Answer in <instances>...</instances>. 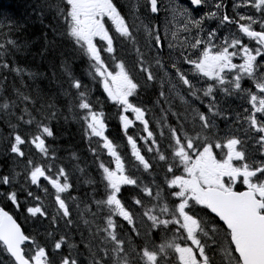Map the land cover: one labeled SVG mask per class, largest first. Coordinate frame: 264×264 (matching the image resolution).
Segmentation results:
<instances>
[{
  "label": "snow or ice",
  "instance_id": "obj_1",
  "mask_svg": "<svg viewBox=\"0 0 264 264\" xmlns=\"http://www.w3.org/2000/svg\"><path fill=\"white\" fill-rule=\"evenodd\" d=\"M189 4L191 7L178 11L187 20L184 31L195 30L196 34L185 38L175 59L171 58L173 45H168L167 65L160 59L163 43L159 29L145 25L147 52L141 51L136 47L135 24L113 0H63V7H58V14L51 19L41 8L34 17L0 24V70L18 75L27 71L15 65L14 58L32 46L34 42L23 34L30 23L38 22L47 29L41 32L45 43L40 54L51 53L57 39L70 41L73 49L88 58L89 75L102 85L105 102L117 108L120 129L130 146L127 158L110 138L104 104L90 97L89 86L66 67L69 91L65 96L82 113L80 120L96 172L87 181L91 193H83L87 197L85 211L92 217L84 223L92 226L99 216L103 225L95 227L102 237L96 251H92L93 241L84 245L92 256L91 264H113V260L114 264H173L169 252L177 264H216L209 253L218 246L217 233L221 230L228 240L227 254H235L234 264H264V151L257 162L246 147L255 143L258 150H264V0L234 3V9H251V14L233 15H229L224 0H219L214 5L216 11L199 18L194 12L205 0H189ZM147 6L151 13H158L160 0H147ZM218 12L217 27L205 30L204 24L216 19ZM106 18L114 32L106 26ZM233 26L235 32L220 35V28ZM125 41L133 44L137 54L131 64L117 52V46L122 47ZM184 65L189 66L188 71L182 70ZM159 70H164L167 82L175 79L194 102L202 105V110L191 109V126L178 116L175 127L153 130L156 125L151 109L142 96L149 85L159 83L158 96L167 101ZM249 81L252 86L245 87ZM201 82L205 86L197 87ZM15 96L0 95V109L6 111L12 129L7 151L23 161V171L0 174V187L6 189L2 195L17 208L21 207L20 195L26 196L27 218L38 228L35 234L26 232L0 207V246L9 264H80L72 253L78 245L70 244L72 238L67 232L60 234L59 229L71 228L79 215L73 213V207H79L74 204L79 197L72 192L77 191L75 172L84 174L85 169L79 167L80 157L75 152L69 150L71 157L66 161L62 150L49 143L56 137L53 121L60 112L59 100L33 97L18 89ZM233 98L247 107L235 117L239 130L228 128L221 135L217 118L233 119L232 109L221 105L234 102ZM137 126L143 134H129ZM30 147L31 152H26ZM102 153L107 154L108 163L101 159ZM138 173L146 174L147 182ZM238 184L243 190H237ZM33 187L51 196L54 212L31 190ZM205 210L208 216L218 218L219 226L201 214ZM0 264H5L4 260L0 259Z\"/></svg>",
  "mask_w": 264,
  "mask_h": 264
},
{
  "label": "trees",
  "instance_id": "obj_2",
  "mask_svg": "<svg viewBox=\"0 0 264 264\" xmlns=\"http://www.w3.org/2000/svg\"><path fill=\"white\" fill-rule=\"evenodd\" d=\"M121 5L124 6L126 4ZM142 6L147 7V4L143 2ZM58 7H63V0H0V24L7 25L21 22L27 17H34L37 14V11L41 8H43L45 15L51 19L54 14H58ZM121 11H124L123 8ZM47 22L48 21L46 20L45 23ZM4 31H7V29L5 28ZM42 31H47V29L38 22L29 24L28 31L23 35L34 43L25 53H16L14 58L15 65H18L27 71L18 75L15 72L6 69L0 70V95L9 96L12 99H15V93L18 89L21 92L33 95V97L37 95L57 97L59 100L58 107L60 112L53 121L56 137L54 141L51 138L49 141L54 144V147L62 150L61 154L63 158L70 159L71 153L69 150L75 152L77 156L80 157L78 162L79 166L87 168V166H90L91 161L86 162L85 159L92 157L89 151V140L86 138V132L80 120V115L82 113H79L74 106V102L65 96V92L69 91L68 75L65 71L66 67L72 75L80 79L84 77V79H90L92 81V87L94 88H91L89 95L93 99H99L101 103L104 104V111L107 113L110 122L109 131L112 138L114 137L113 133H119V139L115 142H119L121 137H123V144H126L125 136L116 122L118 120L116 115L117 108L111 106L110 103L105 102L104 96H102L103 91H96V86L100 88V84L99 81L93 80L89 75L90 62L88 58L79 51L73 49L70 41L57 39L56 47L52 49L51 53L43 56L40 54L45 43L41 38ZM49 38H52L51 35ZM140 49L141 51L147 52V49H145L144 46ZM133 58L136 59V56ZM8 63L13 65V59L9 58ZM28 72H32L34 75L29 76L27 74ZM88 86L90 87V85ZM164 108L167 111L169 110L167 105H165ZM12 123H15V121H12ZM11 131L12 129L8 123L7 113L5 110L0 109V174H8L12 170L22 174V171H19L16 167L22 166L23 161L18 160L14 155H11L6 148ZM123 144L118 143L120 146ZM26 152H31V147L26 149ZM71 159H74L75 161L72 162L73 164L77 163L75 158ZM88 172L89 171H86V174H88ZM86 179L87 175L85 177V180ZM85 182L87 183V181ZM31 190L33 191V188ZM73 192L79 196L81 194L80 186L77 185V191ZM19 199L21 201V207L14 209L13 213L18 216L26 230L23 218L29 221L31 220L27 218V213L24 208L26 196L21 194ZM3 202L4 200L0 198V204ZM10 205L11 203L7 201L6 207L11 208ZM54 211L55 210H53V212ZM84 211L85 208L81 210L82 213ZM81 221L84 222L85 220H80V225L83 226ZM33 223L38 228V225L34 221ZM41 230L42 228H39V231ZM78 230L81 229L78 228ZM82 234L83 231L76 232L74 236L70 235L72 238L70 239L71 244L77 242L78 244H84L83 241L76 240L78 235L80 236ZM167 235L171 237L172 233H168ZM223 237H226L225 234H223L222 238ZM226 241L228 243L227 238ZM87 258L89 259L90 256L87 255ZM0 259L9 263L8 257L3 251L2 246H0Z\"/></svg>",
  "mask_w": 264,
  "mask_h": 264
},
{
  "label": "rangeland",
  "instance_id": "obj_3",
  "mask_svg": "<svg viewBox=\"0 0 264 264\" xmlns=\"http://www.w3.org/2000/svg\"><path fill=\"white\" fill-rule=\"evenodd\" d=\"M207 3H215V0H206ZM161 2V16H158L155 18V24H150L149 17H143L140 13V23H143V30H144V37L145 41L148 38V33L145 29V25H147L149 28H158L159 32L161 34V37L164 41L163 47L164 51L160 53V59L165 58L167 62L170 60V53L168 45L171 43L173 45L172 51H171V58L175 59L176 54L179 52L181 45L184 44L185 38L191 39L193 35L196 34L195 30H190L188 32L184 31V26L187 23L186 17L182 16L180 14V11L178 9L186 8L182 0H160ZM238 2L242 3L241 0H238ZM136 5L134 4V11L132 13V17H136L139 12V0L135 1ZM251 12V10H248ZM204 12V11H202ZM195 13V12H194ZM197 18V17H196ZM154 22V21H153ZM133 24V23H132ZM217 26H213L212 24H207L204 26L205 30L209 28H216ZM221 35V34H220ZM155 51L156 49L153 48ZM182 70L188 71L187 65H184ZM175 84L176 87L173 88L172 85ZM171 88L174 90V92H179L178 87L179 85L176 84V81L173 80V83H170Z\"/></svg>",
  "mask_w": 264,
  "mask_h": 264
},
{
  "label": "flooded vegetation",
  "instance_id": "obj_4",
  "mask_svg": "<svg viewBox=\"0 0 264 264\" xmlns=\"http://www.w3.org/2000/svg\"><path fill=\"white\" fill-rule=\"evenodd\" d=\"M182 1H183L184 5L186 6V8L191 7V5L189 4V0H182ZM218 2H219V0H215L214 5H215L216 3H218ZM237 2H238V0H224V3H225V5L227 6V11H228L229 15H233L234 13H238V14H245V13H248V14H251V12L248 11V10H251V9H234V8H233V4H234V3L238 4ZM241 2H242V0H241ZM202 11H204V12H202ZM207 11H208V9H207L206 5L204 4V5L200 8L199 11H196V12L194 13V15H195L197 18H199L200 16L205 15V14L207 13ZM213 11H216V9H215L214 6H213ZM219 15H220V13L218 12V13H217V18H216L217 21H218V17H219ZM149 18H150L149 21H151V19H152V15H151ZM228 29H229V28H228ZM229 30H230V31H236V29H235L234 26H233L231 29H229ZM245 42H247V38H245ZM162 43H163V41H162ZM161 62H162V63H165L166 65H167V63H168L166 59H164L163 61L161 60ZM187 69L189 70V66H187ZM159 76H160L161 79L165 80L164 85H163V90L165 91V95H166L169 99H171L170 101H171V105H172V106L177 105L176 102H175V101H172V100H177V99L180 100L182 97H183L185 100H186V97H188V99H187V103H186V102H183V103H184L185 106H189V105H190V101H192V98L190 97V94H189V93H186V92L184 91V89L181 87V85H180L175 79H173V80H175V81H176V84L179 85L178 90H180L181 92H174V90H173V89L171 88V86H170V83L172 84V83H173V80H172L170 83L167 82V80L165 79V73H164V70H159ZM202 86H203V83H202V82L197 84V87H199V88H202ZM251 86H252V85H251V82H250V81L245 83V87H251ZM159 90H160V84L157 83V84L154 86V88L151 89V92H149V93L146 95V98L149 99V100H156L157 98H159V96H158V92H159ZM188 100H189V102H188ZM241 102H242V101H241ZM198 103H199V102H197V104H198ZM242 103H243V102H242ZM150 105H152V103H150ZM229 106H230V107H233L234 105H233V104H229ZM218 120H219V122H220V125H221V123H225V124L222 126L224 129H228V128H230L229 125L231 124V121H224L222 118H218ZM187 123H188L189 126H191V125H192V118H190V120H188ZM246 147H247V149H248V152L256 158L257 162H259V160H260V158H261V151H264V150H258V146H257L255 143H252L251 146L246 145ZM237 190H243L242 187H241V185H239V184L237 185ZM92 229H93V227H92ZM92 229H91V230H92ZM94 232H95V230L90 231V233L88 232V234H89L88 240L94 242V243H93V246H95V243H96L97 240H98V238L94 235ZM171 255H172L173 258H175L173 254H171Z\"/></svg>",
  "mask_w": 264,
  "mask_h": 264
}]
</instances>
